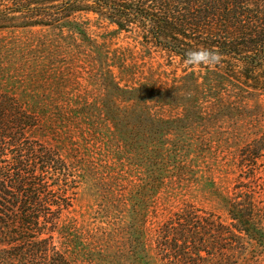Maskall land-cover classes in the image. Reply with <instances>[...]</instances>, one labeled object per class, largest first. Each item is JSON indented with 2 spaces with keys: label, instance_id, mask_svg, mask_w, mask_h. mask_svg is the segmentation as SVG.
Masks as SVG:
<instances>
[{
  "label": "rangeland",
  "instance_id": "obj_1",
  "mask_svg": "<svg viewBox=\"0 0 264 264\" xmlns=\"http://www.w3.org/2000/svg\"><path fill=\"white\" fill-rule=\"evenodd\" d=\"M14 2L0 6V100L70 170L63 230L51 234L70 264H264V93L229 109L230 94L184 90L190 68L101 19L73 16L88 19L89 43L26 26L28 15L12 11L25 4ZM142 83L193 109L132 92ZM230 209L252 213L242 246L203 227L207 218L229 226Z\"/></svg>",
  "mask_w": 264,
  "mask_h": 264
},
{
  "label": "trees",
  "instance_id": "obj_2",
  "mask_svg": "<svg viewBox=\"0 0 264 264\" xmlns=\"http://www.w3.org/2000/svg\"><path fill=\"white\" fill-rule=\"evenodd\" d=\"M4 1L0 0V6ZM23 2L25 5H15L12 11L28 15L26 26L67 28L89 43L93 41L87 31L88 19L75 21L73 16L78 13L101 19L116 32L131 34L143 50L158 48L180 63L189 50L217 51L221 59L214 67L185 64L190 70L183 69V76L191 77L192 82L184 90L199 93L206 87L215 93L222 89L232 96L226 104L229 109L243 104L247 95L264 93V0ZM197 78L202 80L198 83ZM138 91L155 96L163 105L194 106L193 101L185 105L182 98L176 99L177 92L158 90L148 83L132 89ZM234 99L237 101L233 103ZM29 125L27 115L7 108V102L0 100V264H70L51 235L63 230L58 220L61 209L69 204L66 190L70 170L54 150L25 137V127ZM244 155L249 160L257 156L256 149ZM48 172L56 176L54 184L45 180ZM244 212L230 209L229 226L207 218L203 227L225 244L242 246L243 234H252V213L246 209Z\"/></svg>",
  "mask_w": 264,
  "mask_h": 264
},
{
  "label": "clouds",
  "instance_id": "obj_3",
  "mask_svg": "<svg viewBox=\"0 0 264 264\" xmlns=\"http://www.w3.org/2000/svg\"><path fill=\"white\" fill-rule=\"evenodd\" d=\"M220 59V54L215 50L197 48L185 53L183 63L189 66L214 67L220 63Z\"/></svg>",
  "mask_w": 264,
  "mask_h": 264
}]
</instances>
